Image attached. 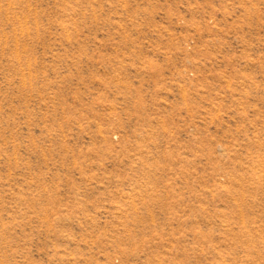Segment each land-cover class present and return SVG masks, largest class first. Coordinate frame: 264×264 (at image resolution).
Instances as JSON below:
<instances>
[{
	"label": "rangeland",
	"instance_id": "374dc122",
	"mask_svg": "<svg viewBox=\"0 0 264 264\" xmlns=\"http://www.w3.org/2000/svg\"><path fill=\"white\" fill-rule=\"evenodd\" d=\"M0 264H264V0H0Z\"/></svg>",
	"mask_w": 264,
	"mask_h": 264
}]
</instances>
